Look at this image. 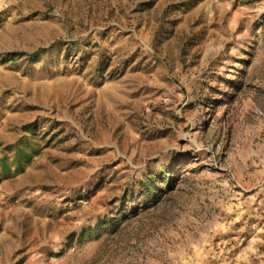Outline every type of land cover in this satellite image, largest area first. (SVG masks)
Here are the masks:
<instances>
[{"label": "rangeland", "instance_id": "rangeland-1", "mask_svg": "<svg viewBox=\"0 0 264 264\" xmlns=\"http://www.w3.org/2000/svg\"><path fill=\"white\" fill-rule=\"evenodd\" d=\"M0 264H264V0H0Z\"/></svg>", "mask_w": 264, "mask_h": 264}]
</instances>
